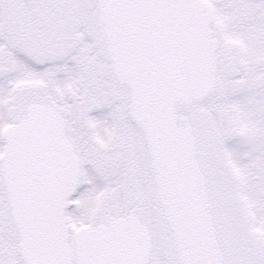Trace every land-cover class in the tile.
<instances>
[{"label":"snow or ice","instance_id":"1","mask_svg":"<svg viewBox=\"0 0 264 264\" xmlns=\"http://www.w3.org/2000/svg\"><path fill=\"white\" fill-rule=\"evenodd\" d=\"M0 264H264V0H0Z\"/></svg>","mask_w":264,"mask_h":264}]
</instances>
